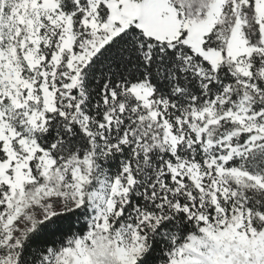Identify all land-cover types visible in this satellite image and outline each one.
<instances>
[{"label": "snow or ice", "instance_id": "6c2138e0", "mask_svg": "<svg viewBox=\"0 0 264 264\" xmlns=\"http://www.w3.org/2000/svg\"><path fill=\"white\" fill-rule=\"evenodd\" d=\"M0 264H264V0H0Z\"/></svg>", "mask_w": 264, "mask_h": 264}]
</instances>
